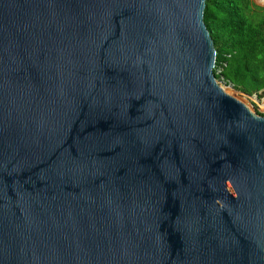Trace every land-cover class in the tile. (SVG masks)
<instances>
[{
	"label": "water",
	"instance_id": "obj_1",
	"mask_svg": "<svg viewBox=\"0 0 264 264\" xmlns=\"http://www.w3.org/2000/svg\"><path fill=\"white\" fill-rule=\"evenodd\" d=\"M204 7L0 0V264H264V117Z\"/></svg>",
	"mask_w": 264,
	"mask_h": 264
},
{
	"label": "trees",
	"instance_id": "obj_2",
	"mask_svg": "<svg viewBox=\"0 0 264 264\" xmlns=\"http://www.w3.org/2000/svg\"><path fill=\"white\" fill-rule=\"evenodd\" d=\"M203 22L216 51V80L260 97L264 93V8L254 0H205Z\"/></svg>",
	"mask_w": 264,
	"mask_h": 264
},
{
	"label": "rangeland",
	"instance_id": "obj_3",
	"mask_svg": "<svg viewBox=\"0 0 264 264\" xmlns=\"http://www.w3.org/2000/svg\"><path fill=\"white\" fill-rule=\"evenodd\" d=\"M256 4L260 2L264 8V0H254ZM259 3V4H260ZM238 93V97H240L243 101H245L248 106L251 108V110L258 114V115H264V93L260 94V97H257V102H254L251 98L252 97H246L245 95L241 94L240 92L236 91ZM255 97V96H254Z\"/></svg>",
	"mask_w": 264,
	"mask_h": 264
},
{
	"label": "bare ground",
	"instance_id": "obj_4",
	"mask_svg": "<svg viewBox=\"0 0 264 264\" xmlns=\"http://www.w3.org/2000/svg\"><path fill=\"white\" fill-rule=\"evenodd\" d=\"M260 3V2H258ZM261 4V3H260ZM224 92L225 94H227L228 96H237L238 97V93H236L235 90H233L232 88H224ZM247 97V96H246ZM254 102H257V98L252 97L251 98Z\"/></svg>",
	"mask_w": 264,
	"mask_h": 264
}]
</instances>
